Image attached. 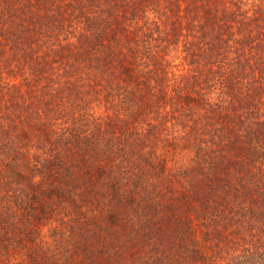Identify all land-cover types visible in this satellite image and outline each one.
<instances>
[{"label": "trees", "instance_id": "1", "mask_svg": "<svg viewBox=\"0 0 264 264\" xmlns=\"http://www.w3.org/2000/svg\"><path fill=\"white\" fill-rule=\"evenodd\" d=\"M0 264H264V0H0Z\"/></svg>", "mask_w": 264, "mask_h": 264}]
</instances>
